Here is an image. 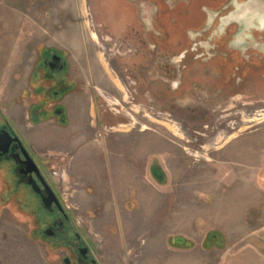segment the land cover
<instances>
[{"label":"rangeland","instance_id":"rangeland-1","mask_svg":"<svg viewBox=\"0 0 264 264\" xmlns=\"http://www.w3.org/2000/svg\"><path fill=\"white\" fill-rule=\"evenodd\" d=\"M0 8L16 28L0 46V119L90 255L79 262L43 233L48 211L6 162L0 264H264V0ZM54 54L67 68L60 93L35 75Z\"/></svg>","mask_w":264,"mask_h":264},{"label":"flooded vegetation","instance_id":"flooded-vegetation-1","mask_svg":"<svg viewBox=\"0 0 264 264\" xmlns=\"http://www.w3.org/2000/svg\"><path fill=\"white\" fill-rule=\"evenodd\" d=\"M42 71H44V75L48 74L47 78L51 77L50 80L52 81L54 87L56 89L57 88L59 89V92L57 91V93H60L61 89H63V83H64L63 75L67 71L66 64L64 62L63 57L60 55L54 54L50 58H45L43 60L42 66L36 72L35 75L39 77V75H41ZM47 111L48 110H46L45 112H47ZM4 130H7L9 133H11L14 136L17 135L16 132H14L13 128L10 126V124L8 122L0 119V134ZM22 143H23L25 149L28 151V149H27V147L23 141H22ZM29 154L31 155L30 152H29ZM34 161L36 162L35 159H34ZM6 162H9L13 165L12 166V177H13L15 185H17V187H22V186L27 187L29 190H31L32 193L34 195H36L37 198L39 199V204H38L39 207L41 206V208L45 209V211H48L50 216L47 218L51 219L52 223L45 230H43V233L47 236H50V237L61 238L62 243L64 245L70 247L72 252L74 253V255H77V258H78L77 260L79 262H81V261L82 262H90L89 250L82 243L80 236L77 235L75 240H74V238H70V236L68 234V231H69L68 230V223L70 222V217L65 213V211H62L61 209H59L58 206L55 204V202L51 204V208L46 209L43 198L48 197L47 191L44 188L39 176L35 172H33V173L27 172L29 169H31V168L33 169L34 167H33V165L28 163L26 157L24 156L23 149L20 145H16V143H12L10 145V147L8 148L7 152H5V153L0 152V164L6 163ZM36 164L38 165L42 174L44 175L40 165L37 162H36ZM35 183L37 184V186L40 187V193L36 192L35 187H34V186H36ZM9 185H10V183L6 182V186L9 189L8 192L6 193V195L8 193H10V194L15 193L16 196L20 197L18 192H16V190L11 192ZM55 194L58 197L56 192H55ZM58 199H59V197H58ZM59 213L63 215V219H61L59 216H57V214H59ZM66 260H68L67 264H69L70 258H67ZM66 260H65V262H66ZM91 261L93 263H95L94 260H91Z\"/></svg>","mask_w":264,"mask_h":264},{"label":"water","instance_id":"water-1","mask_svg":"<svg viewBox=\"0 0 264 264\" xmlns=\"http://www.w3.org/2000/svg\"><path fill=\"white\" fill-rule=\"evenodd\" d=\"M12 143H16V145H20L22 147L23 152H24V156L26 157L28 163L33 165V167H34L33 169L32 168L29 169L27 172L28 173L35 172L39 176L44 188L46 189L48 197L43 198L46 209L51 208V204L55 202V204L58 206V208L61 209L62 211H64V208H63L60 200L56 196V194H55L54 190L52 189V187L50 186V184L46 181L44 175L42 174L40 168L38 167V165L36 164V162L34 161L32 156L25 149V147H24L21 139L19 138V136H17V135L14 136L11 133H9L7 130H4L0 134V152H3V153L7 152L8 148L10 147V145ZM34 187H35L36 192L40 193V187L37 186V184ZM66 263H68V260H66Z\"/></svg>","mask_w":264,"mask_h":264},{"label":"crops","instance_id":"crops-1","mask_svg":"<svg viewBox=\"0 0 264 264\" xmlns=\"http://www.w3.org/2000/svg\"><path fill=\"white\" fill-rule=\"evenodd\" d=\"M14 24L15 22H14L13 12H10L5 8H0V32L3 33V35L0 36V46L7 49L11 48V42L13 41V39H10V36L14 37V33L16 32V28ZM16 134L18 135L17 132ZM39 136H41L42 139L45 138L46 136H50L52 138V135H48L47 133H43V132H40Z\"/></svg>","mask_w":264,"mask_h":264}]
</instances>
